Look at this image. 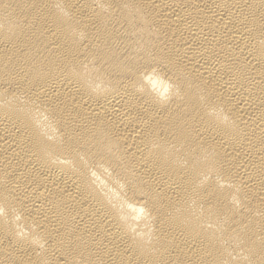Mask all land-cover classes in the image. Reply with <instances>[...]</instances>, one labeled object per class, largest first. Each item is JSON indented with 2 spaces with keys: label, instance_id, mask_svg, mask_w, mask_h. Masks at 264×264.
Here are the masks:
<instances>
[{
  "label": "bare ground",
  "instance_id": "1",
  "mask_svg": "<svg viewBox=\"0 0 264 264\" xmlns=\"http://www.w3.org/2000/svg\"><path fill=\"white\" fill-rule=\"evenodd\" d=\"M0 264H264V0H0Z\"/></svg>",
  "mask_w": 264,
  "mask_h": 264
}]
</instances>
